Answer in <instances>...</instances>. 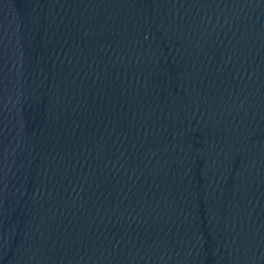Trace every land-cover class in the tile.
<instances>
[{"label":"water","instance_id":"95a60500","mask_svg":"<svg viewBox=\"0 0 264 264\" xmlns=\"http://www.w3.org/2000/svg\"><path fill=\"white\" fill-rule=\"evenodd\" d=\"M0 264H264V0H0Z\"/></svg>","mask_w":264,"mask_h":264}]
</instances>
